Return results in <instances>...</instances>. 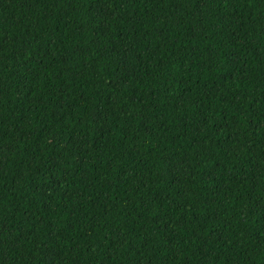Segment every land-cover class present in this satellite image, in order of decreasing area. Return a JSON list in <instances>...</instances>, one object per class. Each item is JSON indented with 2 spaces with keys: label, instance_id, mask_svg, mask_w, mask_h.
I'll return each mask as SVG.
<instances>
[{
  "label": "trees",
  "instance_id": "obj_1",
  "mask_svg": "<svg viewBox=\"0 0 264 264\" xmlns=\"http://www.w3.org/2000/svg\"><path fill=\"white\" fill-rule=\"evenodd\" d=\"M0 264H264V0H0Z\"/></svg>",
  "mask_w": 264,
  "mask_h": 264
}]
</instances>
